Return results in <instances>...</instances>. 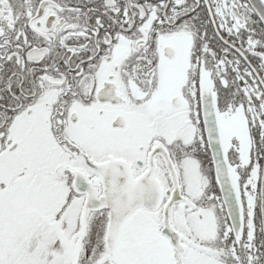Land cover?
<instances>
[{"label": "snow or ice", "instance_id": "snow-or-ice-1", "mask_svg": "<svg viewBox=\"0 0 264 264\" xmlns=\"http://www.w3.org/2000/svg\"><path fill=\"white\" fill-rule=\"evenodd\" d=\"M0 264H264V0H0Z\"/></svg>", "mask_w": 264, "mask_h": 264}]
</instances>
